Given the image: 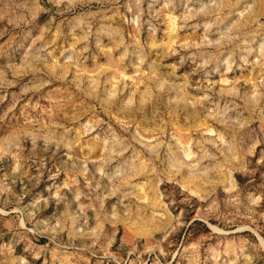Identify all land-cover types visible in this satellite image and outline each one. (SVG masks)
Segmentation results:
<instances>
[{"label": "rangeland", "instance_id": "374dc122", "mask_svg": "<svg viewBox=\"0 0 264 264\" xmlns=\"http://www.w3.org/2000/svg\"><path fill=\"white\" fill-rule=\"evenodd\" d=\"M264 0H0V264H264Z\"/></svg>", "mask_w": 264, "mask_h": 264}, {"label": "bare ground", "instance_id": "6f19581e", "mask_svg": "<svg viewBox=\"0 0 264 264\" xmlns=\"http://www.w3.org/2000/svg\"><path fill=\"white\" fill-rule=\"evenodd\" d=\"M263 247H264V242L262 241Z\"/></svg>", "mask_w": 264, "mask_h": 264}]
</instances>
